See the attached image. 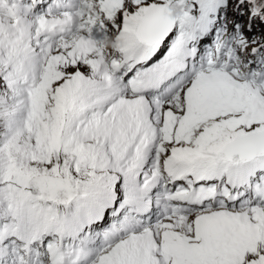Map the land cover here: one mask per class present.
Returning <instances> with one entry per match:
<instances>
[{"label": "snow or ice", "instance_id": "6c2138e0", "mask_svg": "<svg viewBox=\"0 0 264 264\" xmlns=\"http://www.w3.org/2000/svg\"><path fill=\"white\" fill-rule=\"evenodd\" d=\"M257 21L264 0H0V264H264Z\"/></svg>", "mask_w": 264, "mask_h": 264}, {"label": "rangeland", "instance_id": "374dc122", "mask_svg": "<svg viewBox=\"0 0 264 264\" xmlns=\"http://www.w3.org/2000/svg\"><path fill=\"white\" fill-rule=\"evenodd\" d=\"M229 17L230 19H235V15L234 13L231 11V9L229 10ZM237 20H239V22L244 26L245 30L247 29V25H248V18L245 15L244 17H236ZM249 35H256V36H264V27H262L259 24V21H257L253 27V32L250 33Z\"/></svg>", "mask_w": 264, "mask_h": 264}]
</instances>
